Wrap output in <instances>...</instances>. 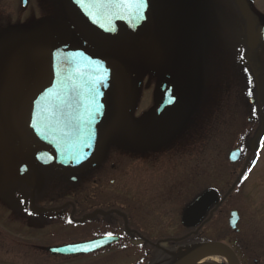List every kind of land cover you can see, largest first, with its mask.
I'll list each match as a JSON object with an SVG mask.
<instances>
[{"label": "rangeland", "instance_id": "374dc122", "mask_svg": "<svg viewBox=\"0 0 264 264\" xmlns=\"http://www.w3.org/2000/svg\"><path fill=\"white\" fill-rule=\"evenodd\" d=\"M247 1L254 14L256 25L262 24L264 22V0ZM8 2L11 11L9 14L14 15L18 1L8 0ZM199 2L201 5L191 6L190 12L193 17L194 14L197 15L195 32L191 31L187 25L188 21L184 20V27L186 26L189 31L184 28L183 32L189 36L192 51L187 49L178 52L175 43L173 46L169 44L168 47L161 40V46L159 48L154 46L152 49L157 67H154L147 77H144L143 72L142 79L137 83L138 76L129 62V54L119 49H112L110 52L114 58L116 82L111 94L112 117L100 137L101 152L98 159L99 162L102 161L104 154L101 153L106 151L109 153L108 161L103 162V165L97 169L91 168L90 171L87 169L85 179L78 180L76 184H70L62 176L59 178L51 175L45 178V175H41V171L36 172L37 181L38 178L42 180L43 177L46 194L58 193L61 195V202L64 200L72 202L76 217L78 216L77 208L82 206H79L77 201L83 200L80 192L84 191L88 196L86 200L91 201L89 205L96 206L97 200L106 206L115 201L118 205L124 206L123 210H126L129 216L134 217L136 222L140 220L142 213L144 228L149 226L155 232L166 234L167 231L177 228L176 225L181 226L179 225L180 212L177 208L179 204L177 201L180 197L188 194L189 199L183 201L182 198V201L189 203L194 198V190L198 195L204 192L203 188L200 190V187L221 182V165L232 167L227 163L229 152L240 146L239 138L246 135L248 132L246 130L254 127L253 123H247V117L252 110L247 104L250 96H245L242 91V83L239 81L242 77L238 76L240 71L233 66L237 54L233 49L236 46L238 35L240 36L241 21L237 16L239 13L233 0H199ZM188 11L183 12L188 14ZM37 14L36 5H32L28 11L16 14L15 19L18 21L35 16L36 20H39ZM163 15L159 23V33L164 32V38L170 37L174 40L173 16L165 11ZM206 29L210 33H207ZM184 33L182 35L185 36ZM160 36L158 35V38ZM83 38L91 45L93 44L87 36ZM221 44L226 45L224 53H222ZM5 47L12 55L13 45L6 44ZM243 51L245 54L248 52V62L252 67V73L247 71V78L253 81V73H258V69L254 72V65L260 69L259 73L264 74V68H262L264 47L255 37L245 42ZM110 54L107 56L110 57ZM22 56L20 52H15L11 61V77L15 82L17 78L20 81H27V74H22L23 71L19 74L18 66L35 68L34 62L27 60L30 63L27 65ZM166 76L175 79L174 94L178 101L174 107L167 109L157 118L155 111L162 100L160 86ZM260 97L262 104L264 102L263 91ZM19 103L15 100L11 102V105L17 106ZM255 104L257 106V103ZM9 114L16 117L15 122L25 120V115L19 117L15 113ZM3 116L5 115L2 114V120ZM19 124V122L15 123L16 126ZM135 125L138 130L134 128ZM131 127H133L132 130H130ZM12 129L13 127L7 126L5 130L7 138L9 136L11 140L13 135L16 136L18 133ZM1 137L2 133H0ZM25 139L29 140L28 137ZM262 139L263 146L259 148L262 158L257 165L263 166L264 169V137ZM2 158L3 156L0 161ZM102 169L104 171L99 175ZM257 169L259 168L254 170V174H257ZM119 170L120 172L126 171L124 176L119 177L120 172L115 173ZM1 176H3L2 173ZM75 178L78 179L76 176ZM114 180L115 185L112 183ZM252 180L254 181L251 182ZM116 186H118L117 189L114 188ZM242 186L245 190L250 187L252 191L262 193L264 192V179L256 182L254 178H251L248 182H243ZM95 192L99 193V196L95 197ZM112 195L115 198H112ZM261 201L264 213V198ZM69 212L71 213V207L67 210V216L70 215ZM227 212L226 210L227 217L220 212H215L210 218L212 221L210 229L216 234L213 233V236L217 239H222V233H233L227 224L229 218ZM174 224L176 225L172 226ZM258 229L260 234L262 233L260 242L262 248L264 246V226ZM202 234L210 235L209 232L205 234V231H202ZM45 258L42 256L40 261L18 264H51L45 262ZM257 258L262 259L260 256ZM215 259V257L207 259L203 264H225L221 257ZM51 261L52 264H63L60 259L55 258ZM110 262L104 260L95 264H110ZM84 263L85 261L78 262V264ZM65 264L77 263L73 260ZM259 264H264L263 259Z\"/></svg>", "mask_w": 264, "mask_h": 264}, {"label": "flooded vegetation", "instance_id": "af4514ba", "mask_svg": "<svg viewBox=\"0 0 264 264\" xmlns=\"http://www.w3.org/2000/svg\"><path fill=\"white\" fill-rule=\"evenodd\" d=\"M197 4L201 5L199 0H147L152 29L148 35L144 36V46L151 52L154 46L160 47L159 22L164 17L163 12L165 11L173 16L176 50L182 52L190 49L189 36L183 32L184 28L187 29L186 26L184 27V20L188 21L187 25L192 32H195L197 15L194 14L193 17L190 12L191 6L196 7ZM32 5H36L37 19L39 20H36L35 16H31L29 19L22 18L16 21V14L28 11ZM25 6L22 8L19 0L14 15H10L8 0H0V133L3 138H0V159L3 156L0 161V167L3 168V170L0 169V174L2 172L3 175L0 177V264L37 262V260H41L42 256L46 257L45 262L51 264V260L55 258L62 260L63 264L73 260L77 264L80 261H85L84 264H95L104 260L111 261L110 264H178L182 254L191 248L188 245L196 242V227L181 232V228L174 224L172 226L176 225L177 228L167 231L166 234L155 232L149 226L144 228L142 213L141 222L139 219L136 222L134 217L129 216L126 210H123L124 206L118 205L115 201L107 206L102 205L100 200H97L96 206L89 205L91 201L86 200L88 196L84 191L80 192L83 200L77 201V204L82 206L77 208L78 216L76 217L73 203L65 200L61 202L60 194L47 196L46 192L39 194L35 191L37 166L29 167L25 171H17L13 167L14 158L20 157L27 146L34 144V140L25 141L27 138L26 129L16 126L15 123L19 121L15 122L16 117H12L9 113H15L19 117L24 116L28 112L29 100L49 84L51 79L48 67L50 44L53 42L66 43L71 40L82 43L85 36L77 18L68 8V0H26ZM187 10L189 13L184 14L183 11ZM195 12L197 13V9ZM240 28L242 30V26ZM187 30L189 31V29ZM206 32L210 33L208 29ZM4 33L8 34L7 39L3 38ZM183 33L185 36L182 35ZM119 41L121 46H125L121 37H119ZM11 42H13L16 52L32 56L37 68L34 69L36 76L33 84L25 90L21 89L22 85H18V80L15 85L10 76L11 57L5 43ZM86 49L90 48L86 47ZM192 49L190 50L192 51ZM110 50L109 46H102L99 43L92 47V51L96 53L109 52ZM152 54L154 58L144 68V77H147L150 71L157 67L154 51ZM44 82L46 83L42 85ZM260 95L259 92L257 94V114L255 111L252 112V119L258 123L254 130L257 131V134L264 133V102L261 104ZM15 100L20 102L19 106L8 105ZM2 114L5 115L3 120ZM7 126L13 127L15 131L19 132L18 139L14 143L16 149L2 148V141L4 142L7 138L5 133ZM9 134L11 133L9 132ZM249 141L250 139L247 143L240 145V161L238 163L231 165V168L221 165L220 200L218 205L211 210L220 212L225 217H227L226 210L228 214L231 211L237 213V231L222 233L221 237L223 238L222 242L234 252L239 264H259L262 259L264 261V246L260 247L262 233L260 234L258 229L260 226H264L263 202H260L264 198V192L256 193L250 187L245 190L243 186L237 189L242 178L248 179L247 182L251 178H254L256 182L264 179L263 166L257 165L258 167L254 169L250 167L256 156L252 150V141ZM38 151H40L39 148ZM46 154L44 152V156ZM107 155L108 153H106V157ZM42 161L47 163L49 159L44 158ZM256 168L259 169H257V174H254ZM103 171L104 169L98 174L101 175ZM119 172L120 170L115 173ZM125 172V170L121 171L119 177L124 176ZM246 172H251L249 178ZM115 177L117 178V175ZM80 179H76V183ZM112 183L115 185V180ZM117 187L114 188L117 189ZM97 195L99 196V193L95 192V197ZM142 195L144 204V191ZM257 195L258 199L256 200ZM32 197L35 205L50 211L41 214L32 212ZM188 197L187 194L177 201L179 202L177 205L179 211H181L182 198L185 201ZM112 198L115 196L112 195ZM70 207L71 213L69 212V214L73 223H69L66 213ZM108 233L117 238V241L88 255L53 256L46 250L50 247L106 237ZM258 256L262 259H258Z\"/></svg>", "mask_w": 264, "mask_h": 264}, {"label": "water", "instance_id": "95a60500", "mask_svg": "<svg viewBox=\"0 0 264 264\" xmlns=\"http://www.w3.org/2000/svg\"><path fill=\"white\" fill-rule=\"evenodd\" d=\"M234 1L245 21L246 37L252 39L256 31L250 8L246 0ZM69 6L86 31L97 41L113 46L118 43L117 34H120L127 43L131 59L140 60L141 69L150 62L152 58L150 51L140 42L152 28L147 7L144 11L145 19L139 22L130 19L124 13L111 15L114 10L101 9L96 16L99 22L94 23L93 18L87 14L88 9L77 3V0H69ZM106 15H111L110 23L105 18ZM121 15L124 18H120ZM101 24L104 27H101ZM260 35L264 45V27ZM49 56L52 81L31 102L27 129L38 145L53 152V163L58 169L74 171L86 165L98 148V142L111 109L109 93L115 82V72L110 61L101 55L84 50L76 42L52 44ZM98 77L102 79H97ZM167 83L168 79L161 86L164 95L157 116L176 101L172 96L173 82L168 88ZM49 90L53 94L60 93L64 102L61 103V99H57L55 95H47ZM37 156L38 151L33 145L25 151L21 159H16L13 165L17 170H26L35 164ZM238 158L239 151H234L229 156L232 163H235ZM22 162L25 166L21 165ZM214 200L216 195L213 192L204 195L184 212L182 223L186 227L193 225ZM33 209L44 212L38 208ZM235 222V214L232 213L231 226H234ZM112 240V238H106L80 245L52 248L49 252L54 255L89 253ZM95 243H99V247H93ZM85 247L89 250H83ZM217 253L222 254L229 264H238L231 251L218 243H209L193 249L181 264H196Z\"/></svg>", "mask_w": 264, "mask_h": 264}, {"label": "snow or ice", "instance_id": "6c2138e0", "mask_svg": "<svg viewBox=\"0 0 264 264\" xmlns=\"http://www.w3.org/2000/svg\"><path fill=\"white\" fill-rule=\"evenodd\" d=\"M77 3H80L88 9L87 14L93 18L94 23L99 22L96 19V16L99 14L101 9L114 10L111 12V15L124 13L130 19L139 22L145 19L144 11L147 7V0H87V4H85V0H77ZM111 15H106L105 17L108 19L109 23L111 21ZM120 18H124V16L121 15ZM101 27H104V25L101 24ZM97 79H102V77H98ZM47 95H55L57 99H61L60 93L53 94L51 90H49ZM63 102L64 101L61 99V103ZM107 235L111 238V233H108ZM93 247H99V243H95ZM83 250L87 251L89 249L85 247Z\"/></svg>", "mask_w": 264, "mask_h": 264}, {"label": "trees", "instance_id": "16d2710c", "mask_svg": "<svg viewBox=\"0 0 264 264\" xmlns=\"http://www.w3.org/2000/svg\"><path fill=\"white\" fill-rule=\"evenodd\" d=\"M260 78H261V77H259V80H260ZM241 83H242V87H243V89H244V90L247 89V91H248V92H244V93H245V96H246V95L254 96V95L256 94V90H257V88H256V86H255V84H254V81H252L251 78H247V75L244 74V72H243V74H242V81H241ZM249 84H250V85H249ZM213 186L215 187V189L220 190V188L217 187L218 185L214 184ZM202 188H203V191H206V190L212 189L213 187H212V185L207 184V185H205V186H203V187H200V190H201ZM198 191H199V190H198Z\"/></svg>", "mask_w": 264, "mask_h": 264}, {"label": "bare ground", "instance_id": "6f19581e", "mask_svg": "<svg viewBox=\"0 0 264 264\" xmlns=\"http://www.w3.org/2000/svg\"><path fill=\"white\" fill-rule=\"evenodd\" d=\"M218 257H219V256H216L215 258L217 259ZM216 259H215V260H216Z\"/></svg>", "mask_w": 264, "mask_h": 264}]
</instances>
